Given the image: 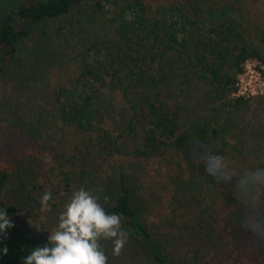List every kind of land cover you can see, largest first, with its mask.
Returning a JSON list of instances; mask_svg holds the SVG:
<instances>
[{
  "label": "trees",
  "instance_id": "16d2710c",
  "mask_svg": "<svg viewBox=\"0 0 264 264\" xmlns=\"http://www.w3.org/2000/svg\"><path fill=\"white\" fill-rule=\"evenodd\" d=\"M87 1L40 0L12 10L0 26V60L16 57L20 44L28 37V31L20 29L17 21L30 26L56 20ZM109 1L132 20L129 25L112 23L113 34L122 32L123 51L108 65L96 63L87 52L82 55V67L72 86H60L55 114L72 138L66 144L68 156L77 158L70 156L76 146L81 151L85 146L89 154L79 157V163L66 159L53 170L58 173L48 179L56 180L51 184L52 199L57 196L64 203L74 191L84 188L100 197L109 214L123 217V228L128 233L120 252L124 260L120 263L121 255L113 254L111 241H103L108 264H202L208 248L214 262L205 260L206 264H216L220 253H244L245 249L262 258L264 264V237L251 232L242 221L235 231L231 229L236 225V208L220 212L218 201L229 206L239 202L238 194L233 192L234 183L217 181L202 172L205 166L198 162L203 154L213 153L236 161L235 167L241 171L254 169L243 159L245 146L230 141L234 130L221 105L239 110L247 107L246 98L230 97L237 91L245 63L263 60L260 52L247 45L235 22L209 31L199 29L203 20L200 4L214 0H185L175 24L173 16L152 21L144 0ZM220 12L221 16L227 15L225 9ZM195 27L198 33L189 34ZM177 79H182V84H175ZM192 96L196 97L195 108H190ZM116 108L124 115L127 111L129 118L120 136L102 128ZM49 136L44 126V144ZM213 145L219 151H211ZM92 155L107 167L116 157L120 164L113 168L112 176L102 180ZM175 155L183 156V164L171 180L173 198L181 203L180 209L195 208L199 215L196 220L190 215L185 223L172 225L176 234L171 237L162 230L155 232L144 221L143 208L136 205L131 186L135 165L127 169L123 163L167 160ZM17 176L16 169L0 163V209H7L13 224L17 209L6 200L5 191ZM6 231L7 238L0 234V264H22V258L33 248L47 242L50 232L16 224ZM188 240H196L199 247L188 248L198 244L186 245ZM5 247L7 254L3 252ZM229 264L242 263L232 260Z\"/></svg>",
  "mask_w": 264,
  "mask_h": 264
},
{
  "label": "rangeland",
  "instance_id": "374dc122",
  "mask_svg": "<svg viewBox=\"0 0 264 264\" xmlns=\"http://www.w3.org/2000/svg\"><path fill=\"white\" fill-rule=\"evenodd\" d=\"M39 1L0 0V26L12 10ZM144 2L152 21L173 16L172 23L175 24V16L179 14L178 10L183 8L185 0ZM200 8L203 20L199 29L209 31L235 22L237 28L243 32L247 45L258 50L263 58L250 59L247 62L258 60L264 64V0H214L201 3ZM220 9H225L227 15L221 16ZM131 20L129 14L124 15L121 8L114 6L109 0H89L75 7L69 15L56 20L30 26L17 21L20 29L28 31V37L25 43L20 44L16 57L0 60V163L13 167L18 173L16 182L5 191L6 200L17 209L13 216L14 224L34 228L42 233L51 231L56 226L58 217L69 199L61 203L56 196L48 206H44L41 203L42 195L45 192H53L51 184L55 180L48 179L50 176H56L58 171L53 170L65 163L66 159H70L71 163H79V157L89 154L85 146L81 148L83 151L76 146L70 156L77 158L68 156L66 144L72 138L66 134V129L58 122L55 114L62 89L60 86H72L82 67L80 61L83 54L90 52L92 60L96 63L108 65L116 54L122 52V32L113 34L111 25L114 21L120 25H129ZM196 32L198 33L197 27L190 30L189 34ZM181 80L177 79L175 84H182ZM194 99L196 100L195 96L190 99V108H195ZM246 99L247 107L240 110L225 107V104L220 105L224 108V117L234 130L230 141L245 146L243 159L249 166L256 168L264 166V96ZM107 121L102 128L111 131L114 136H120L129 121L127 111L124 115L120 108H116L110 113ZM44 126L50 132L46 144ZM219 149L213 145L210 150ZM90 158L93 162L96 159L93 155ZM182 158V155H175L168 156L167 160L150 159L146 163L134 160L123 163L127 169H130V164L132 167L135 165L131 186L136 205L143 208L144 221L155 232L162 230L171 237L176 234L172 225L177 222L185 223L190 215L196 220L197 214L199 215L195 208L180 209L181 203L173 198L170 189L172 177L178 172L179 164H183ZM198 162L205 166L201 158ZM118 164L120 160L116 157L111 167L101 164L100 161H95L94 167H97L99 177L106 180L113 175V170ZM231 164L235 167L236 161ZM233 192L237 194L236 190ZM218 206L221 213L236 208L234 224L237 226L231 228L234 231L249 215L240 199L238 204L234 203L232 206L223 205L222 201H218ZM195 243L198 242L188 240L186 245ZM196 247H199V243L188 246ZM204 258L207 262H214L211 249L205 250ZM123 260L121 255L119 262L122 263ZM205 260L202 264H206ZM232 260L242 264L263 262L253 251L245 249L244 253H220L216 264H229Z\"/></svg>",
  "mask_w": 264,
  "mask_h": 264
},
{
  "label": "clouds",
  "instance_id": "9594fccd",
  "mask_svg": "<svg viewBox=\"0 0 264 264\" xmlns=\"http://www.w3.org/2000/svg\"><path fill=\"white\" fill-rule=\"evenodd\" d=\"M208 175L217 181L234 183L241 204L249 211L244 225L258 236H264V167L239 170L227 157L213 153L201 156ZM52 193L45 192L41 203L48 206ZM257 209H260L257 211ZM14 227L7 209H0V234ZM48 240L22 258V264H108L103 241H111L113 254L124 248L128 233L123 217L109 214L100 197L84 188L74 191L60 213L56 226L48 232ZM8 249H3L7 254Z\"/></svg>",
  "mask_w": 264,
  "mask_h": 264
},
{
  "label": "built area",
  "instance_id": "2783aa9c",
  "mask_svg": "<svg viewBox=\"0 0 264 264\" xmlns=\"http://www.w3.org/2000/svg\"><path fill=\"white\" fill-rule=\"evenodd\" d=\"M236 87L233 97L264 96V64L258 60L246 62L243 73L238 76Z\"/></svg>",
  "mask_w": 264,
  "mask_h": 264
}]
</instances>
